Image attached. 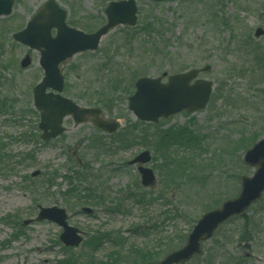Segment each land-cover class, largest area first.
<instances>
[{
	"label": "rangeland",
	"instance_id": "obj_1",
	"mask_svg": "<svg viewBox=\"0 0 264 264\" xmlns=\"http://www.w3.org/2000/svg\"><path fill=\"white\" fill-rule=\"evenodd\" d=\"M45 1L15 0L11 14L0 17V154L8 155L0 165V264H58L69 253L85 254L82 244L70 252L64 249L59 239L62 229L55 223L34 220L38 205L64 208L68 223L85 232V238L95 230L111 231L113 236H123L127 247L159 251L167 236H187L191 219L197 220L203 212L198 203L193 209L180 205L185 193H200L198 202L206 199L203 202L207 203L206 194L222 202L238 194L241 175L255 170L244 164V151L231 145L240 138L264 136V35L253 36L256 27L264 29V0H136L135 26L115 27L95 51L78 53L60 65L63 95L81 106L101 107L102 116L117 121L118 130L105 134L91 119L78 124L67 116L65 132L48 141L40 139L39 112L32 101V87L43 75L39 53L11 36ZM55 1L67 10L68 24L89 32L105 21L103 10L109 0ZM251 48L260 53V62L253 60ZM26 53L32 63L22 69L19 62ZM206 64L210 70L199 77L211 81L213 89L204 109L190 115L180 112L156 125L137 121L128 109L127 97L138 76L154 78L162 72L177 73ZM166 81V77L161 79ZM104 99L110 100L105 108L98 103ZM181 126L207 137L209 152L204 158L212 157L214 166L189 175L181 185L183 193L170 194L171 189L162 190L166 157L155 151L150 135ZM122 133L128 134L126 143L119 142ZM94 139H102L105 148L92 147ZM230 148L233 155H228ZM143 149L150 150L152 159L147 166L156 173V183L146 189L140 185L136 167L127 165ZM74 150L82 165L72 155ZM35 170L40 173L32 176ZM77 173L87 176V181L76 180ZM53 175L49 185L45 180ZM66 176L80 195L89 183L102 188L104 204H82L65 195L71 186ZM161 194L171 197L168 200ZM263 201L264 197L251 206L247 215L261 210ZM83 206L92 208V214L82 212ZM185 211H189L187 218ZM262 218L261 233L254 242L239 239L236 233L228 241L220 240L218 245L228 257L245 254L246 264H264ZM27 219H33L32 223L24 224ZM242 223L239 219L227 224V233L233 234ZM214 237H220L219 233ZM212 241L202 245L201 259ZM110 249L105 243L95 257L104 259Z\"/></svg>",
	"mask_w": 264,
	"mask_h": 264
},
{
	"label": "water",
	"instance_id": "obj_2",
	"mask_svg": "<svg viewBox=\"0 0 264 264\" xmlns=\"http://www.w3.org/2000/svg\"><path fill=\"white\" fill-rule=\"evenodd\" d=\"M14 0H0V16L11 12ZM135 0L111 1L104 13L106 23L95 32L84 33L65 23L66 11L60 8L54 0H47L26 23L25 27L15 32L12 37L15 41L40 52L39 65L43 69L42 79L33 87V103L40 111L38 128L42 131L40 138L49 140L64 131L62 120L66 115H72L76 123L86 120L87 116H94L95 125L109 133L117 128V124L99 115V108L81 107L69 98L64 97V79L59 70V64L75 53L97 48L100 39L118 24L134 25L136 23ZM52 29L56 33L52 36ZM264 33L261 27L254 30V36ZM31 58L26 54L20 61V67L26 68ZM209 65L200 69L193 68L183 73L172 74L167 83H161V77H140L135 81V91L128 98V109L140 120L156 123L160 117L186 110L187 113L202 109L208 102L212 83L206 79L196 78L198 73L208 71ZM194 80L190 84V81ZM49 89V91H47ZM150 152L144 150L128 162L129 165L139 164L137 171L140 182L144 187L155 183V174L149 167L144 166L150 161ZM80 163V160L77 159ZM243 161L249 166H256L251 176L241 177L239 194L225 200L220 207L203 213L187 236L185 244L179 249L166 254L158 264H180L188 261L193 255L200 253L201 244L209 240L215 230L232 216L245 212L252 204L259 200L264 192V137L258 140L243 155ZM39 171L32 172L35 176ZM37 221L49 220L62 228L59 235L65 246L77 247L83 241L84 233L67 222V214L63 208L57 206H38ZM86 213L92 209L84 207ZM24 224L31 223L25 220ZM146 264H155L147 262Z\"/></svg>",
	"mask_w": 264,
	"mask_h": 264
},
{
	"label": "trees",
	"instance_id": "obj_3",
	"mask_svg": "<svg viewBox=\"0 0 264 264\" xmlns=\"http://www.w3.org/2000/svg\"><path fill=\"white\" fill-rule=\"evenodd\" d=\"M213 17L214 16H212V18ZM222 23L227 25L224 21ZM251 51L253 53V60H258L257 62H260L262 58H258L257 55L259 52H257V49L255 50L254 48H251ZM104 87L111 88V86L109 85ZM107 101L110 100L104 99L103 101H98V103L102 105L103 108H105L104 104ZM1 103L2 102L0 101V104ZM134 128H136V126H134ZM126 135L128 134L122 133L120 135V143H126ZM143 136L148 135L143 134ZM150 137L153 138L152 146L154 147L155 151H157L161 158L166 157V164L164 165V169L161 170L163 176H160L164 178V180L162 181V190L171 189V192H169L170 194L175 191H181L180 193H183L185 189L181 185H184L185 180L189 179V175L194 176L195 174L200 173L203 170H208L209 168L214 166V163L212 162V157H209L208 159L204 158V156H206V153L209 152L208 142L206 140L207 137L200 134H195L184 126L169 128L167 130H159L151 134ZM257 139V136L240 138L239 140L234 141L231 146H233L234 149L245 151L251 145H253L257 141ZM101 140L102 139H94L91 141L90 145L92 147L100 146L101 148H105L104 143ZM233 153L234 151L230 148L228 151V155H233ZM7 156L8 155L0 154L1 167L3 161H5V158ZM16 163L20 164V161L18 160L16 161ZM54 175L53 177L46 178L45 182L49 185H52ZM86 177L87 176L78 173L75 176L76 180L78 181H87ZM66 178L68 179V182L71 184V186L67 190L65 195H70L72 196V198H77L78 201H80L82 204H104L102 188L94 185L93 183H89L90 187L83 190L85 194L80 195L79 189L75 190V187L73 186L74 184L71 183V177L66 176ZM168 194L163 196L161 194V196L169 200L171 196ZM198 194L200 193L193 195L185 193L182 196V200L179 201L180 205L183 206V208L192 206L193 209V206L198 203L199 207L204 212L206 210L216 208L221 204V201L215 199L214 197L216 196L211 194H206V196L209 197L207 203L203 202L206 199H203L198 202ZM141 199V201H143L144 196H142ZM259 202H257L256 204H258ZM262 205H264V203ZM188 215L189 211H185L184 217L187 218ZM258 215L259 217L256 218ZM263 216L264 207H262L261 210L256 211L251 216L247 215V213H243L240 216L230 218L216 231V233H219L220 237L212 238V245L210 248H207L205 250L206 254L204 255V257L202 259L200 258L203 254L202 252L201 254L194 256L190 261L184 264H246L247 260H244V254L239 258L228 257L226 254L227 251L218 244L220 243L221 239H224L225 241L230 240V236L234 235L235 233L236 235H238L239 239L245 240L246 242H254V239L256 237H259L261 233L260 224L261 221L263 222ZM193 219H191V226L196 221ZM239 219L243 220L242 227L239 228L235 226L237 227V231L233 234H228V229H226V225ZM185 237V234H177L173 237L167 236L166 241L164 243H162V240L159 241V243H162L163 245V247H161L159 251H150L146 250V248L142 249L135 246L127 247L126 240L123 238V236H120L118 234L113 236V233H111V231L103 233L98 230H95L82 243L86 250L85 254L75 256L74 254L69 253L65 259L58 261V264H144L148 261L158 262L159 259L163 257L166 253L181 246V244L184 242ZM105 243L110 244L111 249L107 252V255L104 257V259H97L95 257V254L105 245ZM64 249L70 252V248L64 247Z\"/></svg>",
	"mask_w": 264,
	"mask_h": 264
}]
</instances>
